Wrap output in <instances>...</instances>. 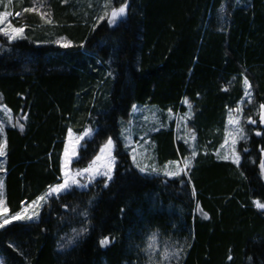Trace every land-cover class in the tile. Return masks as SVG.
Here are the masks:
<instances>
[{
    "label": "trees",
    "instance_id": "obj_1",
    "mask_svg": "<svg viewBox=\"0 0 264 264\" xmlns=\"http://www.w3.org/2000/svg\"><path fill=\"white\" fill-rule=\"evenodd\" d=\"M123 2L127 14L116 26L98 18L104 4ZM11 7L26 38L0 43V102L24 126L4 127L9 214L61 182L69 130L94 131L74 167H87L109 138L116 166L107 188L96 181L53 196L37 222L1 229L4 264H165L163 251L181 248L167 264H264V211L254 203H264L258 117L238 144L240 165L215 155L228 113L246 102L245 77L246 113L264 104V0H12ZM62 38L71 46L55 44ZM134 104L176 116L190 107L197 156L187 175L134 168L120 139ZM174 128L150 136L158 166L189 155ZM105 237L111 243L101 246Z\"/></svg>",
    "mask_w": 264,
    "mask_h": 264
},
{
    "label": "rangeland",
    "instance_id": "obj_2",
    "mask_svg": "<svg viewBox=\"0 0 264 264\" xmlns=\"http://www.w3.org/2000/svg\"><path fill=\"white\" fill-rule=\"evenodd\" d=\"M11 4H12V0H0V12L9 13V15L7 17V20H6V23H5V26H6V24L8 22H10L13 25V22H15L16 18H17V15H15V12H14L13 8L11 7ZM107 5H109V7L108 8H104L105 10H103V11H108L109 15H110L112 4H107ZM126 14H127V12H126ZM108 18L109 17H105L104 18V20L106 21L107 25H109L108 24ZM119 22H117L114 25H109V26L110 27H114ZM17 28H19V27H17ZM3 40L8 41L7 37H5L4 35L0 34V43ZM61 42H66V40H64V39H63V41H62V39L61 40H57L55 42V44H57L58 46L62 47L61 46ZM243 89H244V93H245V85L244 84H243ZM250 92H251V90H250ZM244 97H245V95H244ZM244 101H246L245 103L249 104V101H248V99L246 97H245ZM245 103L244 102L243 103L240 102L237 105L235 110H231L228 113V117H229V114L233 115L234 117L239 115V117L241 119V124H242V126H243V128L245 130L244 131V136L246 137L245 139H239L237 137L238 142L235 145V151H236V153L238 155H240L239 152H238V144L240 142H244V141L247 140V133H246L247 126L256 125V123H252V124L247 123V120L249 118L254 120L256 117H258V119H259V124L258 125H260V127L264 128V121H262L260 119V115H259L260 109L255 107L254 105L252 107V105H251L250 109H251V107H252V109L250 110V112L252 113V116L249 117V115L245 111V108H246V104ZM133 106H135V108ZM133 106L131 108L130 116L128 117V119H126V120H124L122 122V129H121V132H120V139L122 141V144H123L124 147H126L129 150V152L131 154V157H132V160H131L132 164H133L134 168L137 169L140 173L146 174V175H162V176H164L162 173L165 170V165H168V169L167 170H174L177 165L176 164H169V162L164 164V165H162V166L161 165L158 166L156 164L155 158L152 155L150 136H151L152 133L160 130L162 127H165V125H167L168 123L173 122L174 123V127H175L174 130H175V133H176L177 140L184 143V145L189 150V155L188 156H190V154H191V146L193 144H195V141L191 140V133L192 132L188 129V126H187V122L192 116L191 109L186 104V109H187L186 113L183 114V115L176 116V115L169 114V113H166L165 115H163L162 113H160L156 109L157 107H154V106H141V105H138V104H134ZM238 108L240 109L239 113H237V111H236ZM162 115L164 116V118H163ZM228 117H227V121H226L225 136H224L223 142L221 144V146L222 145H224V146L223 147L220 146L218 148V150L216 151V153L219 151V153L221 154V157L224 154L229 153L231 151V149H232L231 141H232L233 137L229 136L228 132H229V130L231 128H234L235 126L234 125L233 126H229L228 125ZM0 123H2L4 127L5 126H13L14 127L15 126V127L19 128V125L21 124V120L17 119V118L15 119L14 117H11L9 115L8 111L3 107V105L0 102ZM86 129H91V128L90 127H86L85 130ZM83 132L80 133V134H75L74 132H72L71 139L73 141H75L76 137L79 136V135H82ZM68 133H69V131L67 132V135H66V139H65V142H64V149H63V153H62V156H61V183L63 182V179H64V177H63V167H62L63 166V162H64V158H65L64 157V152H65L66 148H69V150H70V139H69ZM93 133H94V131L92 130L91 137L93 136ZM256 133L257 132H255V135H256ZM256 136H260V135H256ZM0 139H3V137H0ZM89 139L90 138L86 137L84 140H81L79 142V144L77 145V153H76V155L73 156L72 163L70 164V169H71L73 175L75 174V170L76 169H83V168L74 167L73 163L78 158V151L82 147L83 142L86 141V140H89ZM186 140H187V143H185ZM225 140H228V144L227 145L224 144ZM107 141L102 145V147H104V145L107 143ZM100 149H99L98 153L90 161V163L93 160H95L96 156L102 155L101 152H100ZM113 152H114V149L110 153H108V152L104 153L103 154V158L100 161L97 162L96 166L98 168H100L101 171H104L105 170V166L109 163L110 160H112L114 158ZM216 153H215V155H216ZM133 156H135V158H136L135 159V163L133 161ZM216 157H217V155H216ZM240 158H241V156H240ZM218 159L224 160L222 158H218ZM226 161H230L231 162V159L226 160ZM262 161H264V152L262 153L261 162ZM176 162L179 163L180 167H183V159L182 160H178ZM240 163H241V159H240ZM240 163H239V165H240ZM137 165H139V167ZM115 166H116V159L114 158V166H113V171L111 173L112 176H113V172L115 170ZM145 166H147V167H145ZM153 166H155V168L157 169V172H153L152 171V167ZM141 167H145V171L144 172L140 171ZM185 171H186V169H185ZM157 173H159V174H157ZM260 177H261L262 182L264 183V172H262L261 169H260ZM0 178H1V171H0ZM167 178H169V177H167ZM79 180H80V183L85 185V187H83V188H75V189H77L79 191L87 190L96 181L97 182L99 181L100 185L103 188H104V184L105 183L109 184L111 182V181H107L106 178L104 176H102V175H96L94 177V179H93V182L91 184L88 183V180L84 176H81L79 178ZM53 196L56 197L55 195H53ZM31 205H32V203L27 205V206H24L23 208H27L29 213H31L32 211H38L39 212L40 208H33ZM258 210L264 211L262 209H258ZM8 216L10 218L12 215L8 214ZM39 216H40V213H39ZM38 220H39V217L34 218L33 220H27V219L13 220L12 223L5 225V227H7V226H9V225H11L13 223H17V222H33V221L37 222ZM0 264H4V262H3L1 257H0Z\"/></svg>",
    "mask_w": 264,
    "mask_h": 264
},
{
    "label": "snow or ice",
    "instance_id": "obj_3",
    "mask_svg": "<svg viewBox=\"0 0 264 264\" xmlns=\"http://www.w3.org/2000/svg\"><path fill=\"white\" fill-rule=\"evenodd\" d=\"M104 8H108L109 5L104 4L103 5ZM35 9H25V11H34ZM126 12H127V3L123 2L120 4V6H112L111 7V11H110V15L108 11H105L103 15L99 16L98 18L100 20H103L105 17H109L108 18V24L109 25H114L117 22L121 21L124 19V17L126 16ZM9 13L7 12H0V34L4 35L5 37H7L8 42H12L19 39H24L26 38L24 36V28L23 27H15L13 26L10 22H8L5 26L7 17H8ZM15 15H19V13H16ZM64 38H62L63 41ZM61 46L62 47H70L71 43L70 42H61ZM81 47H83V45H81ZM243 84L245 85V97L248 99L249 103L251 102V85L249 80L245 77L243 80ZM227 90V89H225ZM185 103H187V101H185ZM243 103V102H242ZM135 108V106H133ZM259 115H260V119L262 121H264V104H260L259 105ZM237 113L240 112V109L238 108ZM26 119V117H25ZM247 123L252 124L255 123L254 120H252L251 118H249L247 120ZM228 125L229 126H235L234 128H231L228 132L229 136H232V149L229 153L224 154L221 157V154L219 153V151L216 153L218 158H222L224 160H229L231 159V162L233 164L239 165L240 163V155H238L235 151V145L238 142V139H245L246 137L244 136V128L241 124V119L238 116L234 117L233 115L229 114L228 117ZM19 129L20 131L24 130V126L22 124L19 125ZM5 132V128L3 126L2 123H0V137H3ZM91 134H92V129H86L82 135H79L76 137V140L73 141L71 139L72 137V131L69 130V139H70V150L69 148L65 149L64 152V162H63V182L59 183L55 186H49V190L48 192H46L44 195H41L39 197H37L36 200L32 201V207L33 208H41L43 207L44 203H47L48 200L50 198L53 197V195H55L57 198H60L62 195H70L73 193V191L75 190V188H83L85 187L84 184L80 183L79 178L81 176H84L87 180L88 183L91 184L93 182V179L96 175H102L106 178L107 181H112L113 180V176H112V171H113V166H114V158L112 160L109 161V163L105 166V170L101 171L100 168H98L97 162L100 161L103 158V154L108 152L110 153L113 149H114V142L111 138L108 139L107 143L104 145V147H102L100 149V152L102 155L100 156H96L95 160H93L87 167H84L83 169H76L75 170V174H72V171L70 169V164L72 163L73 160V156L76 155L77 153V145L79 144V142L81 140H84L86 137L91 138ZM256 135H260V132H257ZM191 140L195 141L196 140V135L194 132L191 133ZM185 143H187V140L185 141ZM224 144L227 145L228 144V140L224 141ZM224 145H222L221 147H223ZM6 147H7V141L6 139H0V157H4L6 155ZM246 151V149H245ZM197 156V150L195 147V144H193L191 146V154L190 156L186 157L183 159V167L179 166V163L176 161H170L169 164H176V168L174 170H167L168 169V165H165V170L163 171V175L165 177H169V178H175V177H179L182 173L187 175L185 169H188L191 167L192 164V160ZM135 156H133V161L135 163ZM79 162V161H77ZM139 167V165H137ZM147 167V166H145ZM145 167H141L140 171L144 172L145 171ZM260 169L262 170V172H264V161H262L260 163ZM0 171H4V169L2 167H0ZM152 171L153 172H157V169L155 168V166L152 167ZM159 174V173H157ZM104 187L107 188L108 187V183L104 184ZM4 181L3 179H0V229H3L5 227V225L12 223L13 220H20V219H27V220H33L34 218L39 217V212L38 211H32L31 213H29L27 208H23L20 211L16 212L15 214H13L10 218L8 216L10 209L7 207L6 204V200H5V193H4ZM193 192H195V190L193 189ZM255 206L258 209H262L264 210V203H261L260 201H254ZM202 211V210H201ZM85 216H87V213H84ZM205 218H207V214H204ZM153 239L156 238L157 234L153 233L152 234ZM101 246H107L111 243L110 239L105 237L103 239H101L99 241ZM148 250H149V256L151 258L152 255V251H153V242L152 240L149 241V245H148ZM156 251H159V249H155ZM184 251L183 248L174 251V252H169L167 249H165L160 257V260L165 262V264H167V262L173 258V257H180L181 253ZM229 259H231V257H229ZM159 264V262H158Z\"/></svg>",
    "mask_w": 264,
    "mask_h": 264
},
{
    "label": "crops",
    "instance_id": "obj_4",
    "mask_svg": "<svg viewBox=\"0 0 264 264\" xmlns=\"http://www.w3.org/2000/svg\"><path fill=\"white\" fill-rule=\"evenodd\" d=\"M3 107H4V106H3ZM6 110H7V109H6ZM7 111H8V110H7ZM8 113H9V115H10L11 117H13V116L10 114L9 111H8ZM3 139H4V138H3ZM130 156H131V154H130ZM131 160H132V157H131ZM0 163H4V157H1V158H0ZM0 167H1V166H0ZM1 173H2V171H1ZM1 179H2V178H1ZM60 183H61V182H60ZM56 185H57V184H56ZM54 186H55V185H54ZM48 190H49V188H47L46 191H45L43 194H41V195H44L46 192H48ZM41 195H40V196H41ZM30 204H31V203H30ZM27 205H29V204H27ZM27 205H23L22 208H23L24 206H27ZM22 208H21V209H22ZM40 209H41V208H40ZM40 209H39V213H40ZM9 215H10V214H9Z\"/></svg>",
    "mask_w": 264,
    "mask_h": 264
}]
</instances>
